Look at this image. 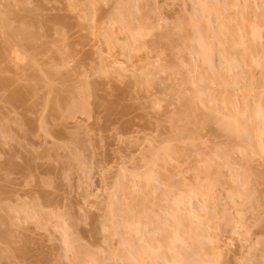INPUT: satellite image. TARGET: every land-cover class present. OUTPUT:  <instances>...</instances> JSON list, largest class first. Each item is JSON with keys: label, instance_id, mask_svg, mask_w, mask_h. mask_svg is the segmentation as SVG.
<instances>
[{"label": "rangeland", "instance_id": "374dc122", "mask_svg": "<svg viewBox=\"0 0 264 264\" xmlns=\"http://www.w3.org/2000/svg\"><path fill=\"white\" fill-rule=\"evenodd\" d=\"M232 1L0 0V264H165L197 223L206 263L264 264V43L225 38L264 0Z\"/></svg>", "mask_w": 264, "mask_h": 264}, {"label": "bare ground", "instance_id": "6f19581e", "mask_svg": "<svg viewBox=\"0 0 264 264\" xmlns=\"http://www.w3.org/2000/svg\"><path fill=\"white\" fill-rule=\"evenodd\" d=\"M213 1H215V0H213ZM217 1H218V0H217ZM252 2H253V3H256L257 0H252ZM212 3H213V2H212ZM224 3H226V1H225ZM238 3H239V0H233L231 3H228V5H227L226 8H225V6H226L227 3H226V4H223V5H225L224 7L221 6V7L223 8V11L226 12V15H227L226 17H227V19H230V16L233 15V14L230 15V14H231V12H230L231 8L234 7V6H236ZM218 4H219V3H216V5L214 6V8L216 7L215 10H216L217 15H219L220 13H223L222 15H224V12H223V11H220L221 9H219V8H221V7H220V5H218ZM220 4L222 5V3H220ZM218 7H219V8H218ZM203 10H204V9H203ZM205 10H206V9H205ZM204 12H206V11H204ZM204 12H203V13H204ZM261 14H263V13L261 12ZM119 15H120V14H119ZM203 16H204V14H203ZM219 16H220V15H219ZM119 17H120V16H119ZM123 17H124V16H123ZM123 17H121V18L123 19ZM125 17H126V16H125ZM200 17H201V16H200ZM226 17L224 16L225 19H226ZM259 17H260V15H258V18H259ZM261 17H262V15H261ZM121 18H120V19H121ZM202 18H203V17H201V20H202ZM204 18H205V17H204ZM218 18H219V17H217L216 19L218 20ZM221 18H223V17L221 16ZM231 18H232V17H231ZM120 19H119V20H120ZM122 19L120 20L121 23H123V22H122V21H123ZM126 19H127V17H126ZM205 19H206V18H205ZM258 20H259L260 22L264 23V22H263V21H264L263 17L260 18V19H258ZM120 21H118V22L120 23ZM125 21H126V20H125V18H124V22H125ZM218 21H219V20H218ZM228 21H230V20H228ZM202 22H205V23H206V20H205V21H202ZM221 22H222V20H221ZM230 22H231V21H230ZM127 23H128V22H127ZM208 23H209V21L206 23L207 25H206V24H204V25L202 24V25H199L198 28H199L200 26H201V27L203 26L204 29H205V27H207V26L209 27ZM217 23H218V22H216V24H217ZM123 24H124V23H123ZM219 24H220V23H219ZM219 24H218V25H219ZM221 24H222V23H221ZM226 24H227V22H226ZM124 25H125V24H124ZM127 26H128V25H127ZM127 26H125V27H127ZM215 26H216V25H215ZM223 27H225V26H223ZM227 27H228V25H227ZM230 27H231V26H230ZM263 27H264L263 24H262V25L251 26V28H250L249 30H247V32L244 33V35L242 34V32L240 33L239 31H235L232 27H231L232 29H230L229 32L227 31L229 34L225 31V34H226V37H225V38H227V40H228V42H229L228 46H230V47L232 48V47H234V45H236V44H241V45H243V48L241 47V48L243 49V50H242V53H243V57H244V59H242V61H243V60L245 61V59H247L248 61H250V60H251V61H254L253 56H252V52L255 51V49H256V50L259 49V47H261V46L263 45V43H264V38H263V36H264V35H263ZM130 28H131V27H130ZM135 28H137V27H135ZM138 28H139V29H138ZM138 28H137L138 31H140L141 28H140L139 26H138ZM128 29H129V28H128ZM132 29H134V28H132ZM215 29H216V28H215ZM222 29H223V28H222ZM216 30H217V29H216ZM224 30H225V29H224ZM226 30H227V28H226ZM236 30H237V29H236ZM134 31H135V30H134ZM205 31L207 32V28L205 29ZM223 32H224V31H223ZM223 32H222V33H223ZM137 33H138V32H137ZM141 33H142V32H141ZM141 33L139 32V34H137V35H135V36L140 37V34H141ZM217 33H218V32H217ZM135 34H136V33H135ZM219 35H223V34H221V32H220ZM242 35H243L244 37H243ZM242 39H243V41H242ZM221 41H222V39H221ZM224 42H225V41H224ZM225 43H226V42H225ZM196 45H197V44H196ZM225 45L227 46V44H225ZM197 46H198V51H197V52L200 53L204 59L207 58V57H208V52H209V47H206V45L204 46V44H203V45H202V44H199V45H197ZM227 48H228V47H226V49H227ZM227 50L229 51V49H227ZM240 51H241V49H240ZM239 55H240V54H239ZM246 56H247L248 58H245ZM241 57H242V54H241ZM243 57H242V58H243ZM255 62H256V61H255ZM227 69H228V68H227ZM228 70H230V67H229ZM228 70H227V71H228ZM0 81H1V80H0ZM200 100H201V99H200ZM200 100H199V101H200ZM191 104H192V103H191ZM76 105H77V103H76ZM76 105H75V107L72 106V107L74 108V110H75V108H76ZM189 105H190V104H189ZM70 107H71V106H70ZM77 107L79 108L80 105L77 106ZM189 108L191 109V107H189ZM71 110H72V108H71ZM259 114H261V112H259ZM234 116H235V115L231 116V113H230L227 119H221V118H220L221 123H223V124H220V126L222 127L221 130L224 131V132H226V134L229 135V137H231L232 139L234 138V140H235L236 138L238 139V138H241V137H244V136H245V137H246V136H249L253 126H250L251 129L248 128V126L250 125V124L248 125V123H250V122H247V123L245 124V123L243 122V120H242L243 117H240V118H241V119H240V118H238V115H236L235 117H234ZM236 117H237V118H236ZM222 120H223V122H222ZM224 120H225V121H224ZM241 120H242V121H241ZM247 120H249V119H247ZM244 121L246 122V120H244ZM247 125H248V126H247ZM251 125H252V123H251ZM247 130H249V134H248V131H247ZM254 130H255V129H254ZM256 132H257V131H254L255 134H252L253 132L251 133V134L254 136L253 138H255V137H257L259 134H261V132H259V134H257ZM263 132H264V120L262 121V133H263ZM246 133H247L248 135H247ZM252 135H250V136H252ZM250 136H249V137H250ZM258 137H259V136H258ZM231 138H230V139H231ZM232 139H231V140H232ZM242 139L244 140L245 138H242ZM251 139H252V138H251ZM245 140H246V139H245ZM248 140H249V139H248ZM244 142H245V141H244ZM248 142H250V141H248ZM248 142H247V143H248ZM245 143H246V142H245ZM247 143H246V144H247ZM262 148L264 149V147H262ZM262 148H261V150H262ZM263 152H264V151H263ZM162 153H163V152H162ZM162 155H163V154H162ZM162 155H161V158L163 157ZM164 157H165V156H164ZM145 178H148V177H144V179H145ZM148 180H149V179H148ZM148 180H147V183L149 182ZM150 180H151V179H150ZM144 184H146L145 181H144ZM148 184H150V183H148ZM148 184L144 185V187H145V186L147 187ZM210 188H211V187H210ZM199 189H200V191L197 192V194H198V193L201 194V188H199ZM199 189H198V190H199ZM207 189H208V187H207ZM207 189L205 188L204 190H207ZM208 190H209V189H208ZM248 192H249V191H248ZM186 194H187V193H185V195H186ZM188 194H190V193H188ZM188 194H187L186 196L183 195V209L185 208V210H186V205L188 204V205H189L188 208H187L188 211L186 210L187 213H186V211H185V213H186V214H189L191 217H192V215H194V216H193V218H194V217L196 216L197 213H196V211H194L195 209H193V208L190 206V204H189L190 201H191V199H190V198H191V196H190L191 194H190V195H188ZM246 194H247V193H245V195H246ZM249 194H250V196L248 195V196H247L248 198L251 197V193H249ZM203 195H204V194L202 193V196H203ZM249 199H250V198H249ZM180 200H181V199H179V201H180ZM179 201H178V202L176 201V203L173 204V205H176V204L178 203V205L175 206L178 210L180 209V208H178L180 203H181V206H182V202L179 203ZM173 202H175V200H174ZM173 202H172V203H173ZM131 206H132V205H131ZM134 206H135V205H133L132 207H134ZM134 208H136V207H134ZM128 209H129L130 213H132V215H133L134 213H138V212H135V210H133V209L130 208V207H129ZM171 210H172V209H171ZM173 210H174V209H173ZM173 210H172V213H173L174 211H177L176 209H175L174 211H173ZM132 211H133L134 213H133ZM180 211H181V210H180ZM180 211H178L177 213H179ZM183 211H184V210H182V212H183ZM175 213H176V212H174V214H175ZM177 213H176V214H177ZM183 213H184V212H183ZM174 214H173V215H174ZM132 215H131V216H132ZM135 215H136V214H135ZM138 215H139V214H138ZM173 215H172V216H173ZM181 215H182V214H181ZM136 216H137V215H136ZM136 216H135V217H136ZM175 216H177V215H174L173 219L178 218V217H175ZM183 216H184V214H183ZM187 216H188V215H187ZM138 217H139V216H137L136 219H138ZM179 217H180V216H179ZM184 217H185V216H184ZM191 217H188V220L191 221V219H190ZM198 217H199V215H198L196 218H194V219H195V222H196V219H197ZM132 218H134V216H133ZM185 218H186V217H185ZM185 218H184V219H185ZM136 221H137V220H136ZM136 221H134V224H135ZM182 221H183V224H184V221H187V219H186V220H181V221H178V222L181 223ZM198 221H199V220H197V222H198ZM125 222H127V224H126ZM175 222H177V220H176ZM197 222H196V223H197ZM124 223H125L126 225H128L129 222H128V221H123V222H122V225H124ZM137 223H138V222H136V225H137ZM185 223H186V222H185ZM130 224H131V223H130ZM132 224H133V223H132ZM132 224H131V225H132ZM134 224H133V225H134ZM190 224H191V223H190ZM198 224H199V223H197V225H195L194 227H193L192 225H188V226H187V227H189V229L187 228L188 232H190V235L192 234L191 237H188V236H187V238H189L188 241H189V242L191 241V242L189 243V245H190L189 248H190V249L188 248V250L191 251V252L188 251L190 256L188 255L187 252H184V251H185V250H184V249H185L184 246H182V247H183V249H182V247H181L182 243H181V245H179V247H180L181 249H179V248L177 247V246H178V243H180V242H184V240H185V239H182V241H181L180 239H178L180 233H177V230H176V232H175V230H174L175 235L178 234V237H177V238H176V236L174 235L173 230L171 231L170 229H168V230H169L168 232L171 233V236L168 235L167 238H166V236L164 237V235H166V234H163L164 232L166 233V231L163 230V233L161 232V233L163 234L162 236H163L164 238H166V239L164 240L163 237L161 238V237H160L161 235H159V237H160V239H162V240L165 241V245L167 244L166 240L169 239V238H170V239L168 240V241H169L168 244H170V242L174 241V239H175L176 241H177V239H178V241L180 240V241L177 242V243H176V242H174V244L172 243V246H175V243L177 244V245L175 246V247L177 248L176 250H178L177 255H176V254H172V252L169 253V251H173V250H172L173 247H171V244L168 245V247L170 248V249H167V250H169V251H167V253H166V254H168V260H167V259H166V260H167V262L170 261L168 264H174V262H172V261H177L175 264H209L208 262L206 263L205 261H203V259L200 258L201 256L199 255L200 252L202 251V250H201V249H202V244L199 245V242L202 241L201 238H203L204 235H203L202 232H198V230L196 229L197 227H198V228H201V226L199 227ZM126 225H124L125 228H127ZM184 225H187V223L184 224ZM128 226H129V225H128ZM196 226H197V227H196ZM129 227H130V226H129ZM131 227H133V226H131ZM134 227H135V226H134ZM180 227H181V226H180ZM190 227H191L192 229H191ZM135 228H136V229H135V230L133 229V230H134V231H137V230H138L137 226H136ZM165 228H166V227H165ZM131 229H132V228H131ZM131 229H128V230H131ZM183 229H184V228H183ZM166 230H167V229H166ZM189 230H191V231H189ZM196 230H197V231H196ZM170 231H171V232H170ZM199 231H200V230H199ZM201 231H202V229H201ZM197 232H198V233H197ZM169 233H168V234H169ZM172 233H173L174 236H172ZM190 235H189V236H190ZM199 238H200L201 240H200ZM172 239H173V240H172ZM162 240H161V241H162ZM170 240H172V241H170ZM159 241H160V240H159ZM188 241L185 240V243L188 242ZM198 241H199V242H198ZM162 243H163V241H162ZM127 244H128V243H127ZM187 244H188V243H187ZM165 245H163V246H165ZM185 245H186V244H185ZM161 246H162V245H161ZM186 247H187V246H186ZM199 247L201 248L200 251H198V250H199ZM162 248H164V247H162ZM203 249H204V248H203ZM164 250H166V249H164ZM176 250L174 249V252H176ZM180 250H181V251H180ZM204 250H205V249H204ZM128 251H129V250H128ZM143 251H144V250H143ZM151 251H153V250H151ZM151 251H150V252H151ZM154 251H155V250H154ZM156 251H157V250H156ZM182 251H183V253H181ZM186 251H187V248H186ZM145 252H146V251H145ZM145 252L142 253V254L145 255ZM179 252H180V253H179ZM198 252H199V254H198ZM151 253L153 254V256H155V255H154L155 252H154V253L151 252ZM161 253H162V252H161ZM190 253H192V254H190ZM130 254H131V253H130ZM140 254H141V253H140ZM140 254H138V255H136V256H133V254H131L133 257L128 255L129 257H131V258H133V259L130 258V259H131V260H130L129 257H127L128 260H126V261H130V262H128V263H130V264H132L133 262H134V264H135V261H136V262H138L137 264H139V263H141V260H142V261L144 260V256H142V254H141V255H140ZM148 254H150V253H148V252L146 253V256H145L146 259H147ZM152 254H151V256H148V258L151 257V258H149V260H150V259L152 260V262H150V263L154 264V263L157 262V259H158V258H157V255H156V258H157V259L154 258V257L152 258ZM155 254H156V253H155ZM166 254H164V257H165ZM179 254H180V256H179ZM181 254H183V256H182ZM185 254L188 256L189 259L187 258V256H186ZM134 255H135V254H134ZM170 255H173V256H174L173 260H172V257H173V256L171 257ZM191 255H192V256H191ZM198 255H199V258L197 257ZM137 256H138V257L140 256L139 258H141V259H138V261H137V258H138ZM141 256H142L143 258H142ZM162 256H163V255H162ZM166 256H167V255H166ZM181 256H182V259H183V260L180 259ZM193 256H194L195 258H193ZM135 257H136V258H135ZM169 257H171V258H170L171 260H169ZM175 257H176V258H175ZM177 257H178L179 260L177 259ZM190 257H191V258H190ZM159 258H160V257H159ZM197 258H198V259H197ZM135 259H136V260H135ZM174 259H175V260H174ZM199 259L202 260V261H200ZM132 260H133V262H131ZM139 260H140V262H139ZM151 260H150V261H151ZM154 260H155L156 262L153 263ZM167 262L165 261V264H166ZM204 262H205V263H204ZM162 263H163V262H162ZM163 264H164V263H163ZM215 264H217V263H215Z\"/></svg>", "mask_w": 264, "mask_h": 264}]
</instances>
